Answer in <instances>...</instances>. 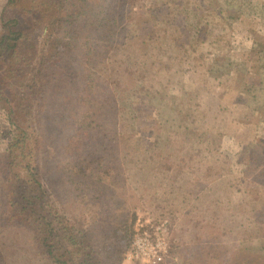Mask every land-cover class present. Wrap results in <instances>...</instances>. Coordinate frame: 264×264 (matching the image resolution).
Segmentation results:
<instances>
[{"label":"rangeland","instance_id":"obj_1","mask_svg":"<svg viewBox=\"0 0 264 264\" xmlns=\"http://www.w3.org/2000/svg\"><path fill=\"white\" fill-rule=\"evenodd\" d=\"M100 15L113 22L116 44L95 58L105 79L96 91L105 100L106 168L86 178L88 199L73 194L67 207L82 225L111 215L104 231L97 226L105 236L166 224L160 264L214 262L222 243L239 245L236 264L264 261V0H105ZM76 57L88 76L90 51ZM3 104L0 153L10 131ZM72 105L75 117L86 108ZM114 242L97 244L104 252ZM128 251L117 261L101 254V263L140 264Z\"/></svg>","mask_w":264,"mask_h":264},{"label":"trees","instance_id":"obj_2","mask_svg":"<svg viewBox=\"0 0 264 264\" xmlns=\"http://www.w3.org/2000/svg\"><path fill=\"white\" fill-rule=\"evenodd\" d=\"M29 8L23 0H3L0 14V102L10 129L8 146L0 153V264H102L101 254L117 261L130 247L133 227L125 237L126 227L97 234V226L104 231L111 215L82 225L67 207L75 195L79 203L86 201L91 188L86 178L106 168L102 154L108 145H100L109 133L99 117L105 100L96 91L105 79L95 58L116 45L113 22L100 19L105 0H41ZM45 28V40L32 44ZM80 50L92 55L85 58L88 76L79 71ZM72 104L86 107L79 117L73 116ZM66 130L74 134L64 138ZM112 238L115 242L102 252L98 240ZM220 246L208 264H236L239 245ZM254 261L264 264L262 257Z\"/></svg>","mask_w":264,"mask_h":264},{"label":"built area","instance_id":"obj_3","mask_svg":"<svg viewBox=\"0 0 264 264\" xmlns=\"http://www.w3.org/2000/svg\"><path fill=\"white\" fill-rule=\"evenodd\" d=\"M147 224L136 226L129 247L128 258L140 264H160L166 253V224L151 227Z\"/></svg>","mask_w":264,"mask_h":264},{"label":"bare ground","instance_id":"obj_4","mask_svg":"<svg viewBox=\"0 0 264 264\" xmlns=\"http://www.w3.org/2000/svg\"><path fill=\"white\" fill-rule=\"evenodd\" d=\"M126 258V257H125ZM126 261V260H125Z\"/></svg>","mask_w":264,"mask_h":264}]
</instances>
